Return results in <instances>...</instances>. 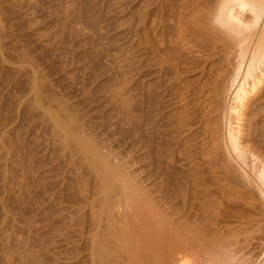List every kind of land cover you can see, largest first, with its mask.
<instances>
[{"label":"rangeland","instance_id":"obj_1","mask_svg":"<svg viewBox=\"0 0 264 264\" xmlns=\"http://www.w3.org/2000/svg\"><path fill=\"white\" fill-rule=\"evenodd\" d=\"M164 1L0 0V264H94L98 261L96 237L100 226L108 229L110 223L107 212L106 220L103 219L106 225L103 221L98 222L100 207L107 195L113 196L103 191L101 169L122 173L125 179L131 166L128 109L132 28L136 27V37L142 39L144 25L141 24L143 21L145 24V19L141 16L151 7V17L158 12L156 19L151 18L157 23L160 6L175 17L185 9L183 7L204 2ZM180 5L182 8L177 7ZM145 7L149 9L145 10ZM134 19L136 24H133ZM136 37L132 39L134 43L139 40ZM140 41L135 46L141 44ZM142 46H137V50H142ZM212 64L215 69L212 67L211 73L206 70L205 76L197 73L186 81L193 86L209 83L211 89L215 73L220 74L225 58L208 67ZM139 78L137 84L142 79L148 82L146 85L158 80L154 75ZM169 81L164 79L163 82ZM140 83L138 95L143 87ZM217 95L210 100L220 108L224 107L222 102L225 103V99L227 102V98L223 95L216 98ZM217 122L221 128L217 127ZM219 122L211 125H216L217 134L213 128L211 133L208 127L212 137L214 134L217 137L215 157H207L204 152L208 160L203 162L201 160L205 157L196 155L205 151L204 141L211 137L205 125L196 128L195 135L192 134L194 142L190 145L182 146L178 141L174 144L173 140L171 143L164 139L162 148L170 155L172 150L178 151L182 146L185 156L182 152H179L182 156L177 154V159L183 160L178 165H189L183 158L187 156L198 161L199 165L201 162L204 184L210 186L206 188L215 197V200L214 197L211 199L212 204H221L217 208L220 212L219 230L223 229L224 234L235 231L237 235L238 230L241 235L245 234L241 236L239 233L236 246L245 248L244 257L249 255L250 261L256 259L254 264H261L264 261V200L256 188L237 174L239 171H235V166L230 169L234 173L229 171V174L242 181L237 187L243 190L240 191L244 196L233 194L231 188L225 187L229 184L223 182L224 166L226 163L231 168L233 163L224 155L221 137H218L223 133L219 131H224V124ZM188 146L191 150L187 149ZM213 158L216 162L220 159L219 166L224 165L221 166L223 170H216L220 176L218 179L226 184L218 181L220 189L216 188V181V185L212 183L217 176ZM92 160L98 162L92 165ZM101 161L106 168L98 166ZM212 162L214 168L209 165ZM94 166L96 169L93 170ZM138 168L137 173L141 171L140 166ZM117 194L118 191L113 198L121 197ZM222 195L224 198L220 197ZM228 198H233L232 202ZM234 198L238 199L235 201ZM116 210L121 208L108 209L118 215Z\"/></svg>","mask_w":264,"mask_h":264},{"label":"bare ground","instance_id":"obj_2","mask_svg":"<svg viewBox=\"0 0 264 264\" xmlns=\"http://www.w3.org/2000/svg\"><path fill=\"white\" fill-rule=\"evenodd\" d=\"M204 2L203 4L199 1L193 2L192 6L183 7L185 9L176 13L175 17L171 16L173 13L168 15L165 7L160 6V20L157 19V23L152 19L154 17L156 19L155 14L158 12L151 17L153 8L150 6L149 9L148 5L149 8L145 7V10H149H144L145 15L142 13L144 16H141L145 19V24L144 21L141 24L144 25V29L140 27L143 29L142 39L136 37L135 25V28H132L133 37L130 38L136 37L137 40H141L143 46L138 43L137 46H142L138 53L135 45L139 40L135 41V44L131 39L133 44L130 45L132 47L129 61L128 109L131 166L128 176L124 174L127 176L125 179L122 173L119 175L117 171L116 173L113 170L101 169L103 175L101 174L100 184L103 191L113 196H116L118 191L121 197L117 199L109 197L110 194L107 195L108 198L105 197L107 200L100 207L101 217L99 213L97 214L100 217L98 222H102L103 219L106 220L104 216L107 212L106 217L110 218V223L108 229L99 223L101 226L98 238L95 236L97 240L95 254L98 261L96 260L94 264H254L256 260L251 262L249 255L244 257L245 248L241 245L236 246L239 243V233L241 235L239 230L236 231L237 235L235 231L234 233L225 231L227 234H224L223 229L219 230L220 212L217 208L220 202L217 205L214 203L216 206L212 204L214 201L211 199L214 196L208 189L210 186L204 184L201 162L200 166L198 161L188 159L187 156L183 158L190 164L178 165L183 160L179 161L177 154L179 156L185 154L181 147L183 144H191L199 125H205L206 130L212 133L213 129L216 131V125L215 128L211 125L216 124L217 120L220 124L222 121L224 131L218 130L220 134L223 132L221 136L218 134L225 151L222 152L234 164L232 166L230 164L231 168L226 163L225 166L221 164L225 168L223 178L226 181L223 182L228 181L229 184L225 187L231 188L230 192L233 194L244 196L240 191L242 189L238 190L237 187L242 181L229 174L235 166V171H239L237 174H240L238 175L243 181L256 188V192L264 200V0H204ZM177 7L182 8V5ZM170 18L171 21H168ZM135 22L134 19L133 24H136ZM222 58H225V65L219 66L221 72L217 75L215 73L211 89L208 87L209 83H203L201 86L198 84L200 86L198 87L186 81L197 73L199 76H205L206 70L209 71L212 67L215 69V64L208 67L209 64ZM149 75H154L158 80L146 85L148 82L145 80V83L142 79L139 83L143 87L138 95V78ZM164 79L170 81L165 84ZM217 94L227 98V102L226 99L225 103L222 102L225 104L224 107L220 108L216 102L210 100ZM218 125L217 122V127ZM214 135L212 137L211 134L210 138L208 135L205 137L209 139L204 141L205 147L201 146L203 150L206 148L205 151L196 153L201 155L200 158L202 155L205 157L204 152L207 157L209 155L215 157L214 142L217 137ZM164 139H168L169 142L173 140L174 144V141L182 143L180 150L173 151L171 148L172 153L167 155L166 149L162 148ZM217 155L219 156L218 153ZM192 156L194 154L190 157ZM202 159L204 162L206 157ZM94 160L92 165L98 162ZM213 161L217 174L216 170L222 169L217 164L220 163V159L216 162L213 158ZM214 163L209 164L211 168ZM100 165L102 166V161L98 166L106 168ZM138 166L141 168L139 173ZM94 167L93 170L96 169ZM210 167L208 168L211 170ZM232 172L234 173V171L230 173ZM217 176L216 180L214 177L209 178L214 179L212 183L216 181L217 185H214L218 187L210 185L220 189L218 182L220 176ZM223 182H221L223 185L227 184ZM225 193L230 197L227 191ZM109 208L121 210H116L119 214L114 212L115 215L108 211ZM262 252L263 250L260 254ZM261 264H264V261Z\"/></svg>","mask_w":264,"mask_h":264}]
</instances>
